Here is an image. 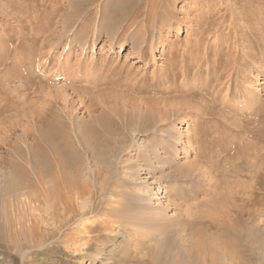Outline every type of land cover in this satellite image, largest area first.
Returning <instances> with one entry per match:
<instances>
[{"label": "rangeland", "instance_id": "rangeland-1", "mask_svg": "<svg viewBox=\"0 0 264 264\" xmlns=\"http://www.w3.org/2000/svg\"><path fill=\"white\" fill-rule=\"evenodd\" d=\"M104 1L0 0V264H264V0Z\"/></svg>", "mask_w": 264, "mask_h": 264}, {"label": "bare ground", "instance_id": "bare-ground-1", "mask_svg": "<svg viewBox=\"0 0 264 264\" xmlns=\"http://www.w3.org/2000/svg\"><path fill=\"white\" fill-rule=\"evenodd\" d=\"M111 1L112 0H105L104 1V4L107 3V5L102 7V10H103L104 13L109 11V10H111V11L114 10L115 8H117L119 6V3H121V2H114L112 4ZM112 5H113L114 8H112ZM63 166H64V164H63ZM52 172L54 173L53 174V178L51 180H49V183L44 182V180L40 178V186H41L42 189L39 191V193L37 195L34 196V199L36 201H39V199L42 198V199H44L47 202L48 207H49L48 214L50 215V217L51 216H56L55 208H56V202L58 200L60 201V203L63 204L64 209L68 212V214L74 216L76 214V208H75L76 206H75V203H74V196L79 195V194H81L84 191L85 184H83L82 182L79 183L80 185L77 184L75 182V179L70 177L69 172L65 168L54 170ZM153 191L155 192V194L158 193L157 195H155L154 198L155 199H159V198L162 197V195L159 194V192H162L164 190H163L162 187L159 186L156 189H154ZM153 204L156 205L157 203H153ZM61 213H62V211H61ZM189 215L192 216L190 218L193 219L192 221L194 222V224H204V223H206V221L203 220V215L199 214L200 215L199 216V215L191 214V213ZM189 215L187 214V216H189ZM2 217H3V215H2ZM6 217L7 216L5 215V219H6ZM27 217H29V216H27ZM27 217H26V219H28ZM31 217L32 216H30V219H31ZM33 219L35 220V222H40L42 217L40 218V217L33 216ZM21 222L23 223L22 220H21ZM208 224L210 226H212V228L213 227L215 228L217 226L216 223L213 222V221H208ZM32 225L33 224L31 223V226L29 225L27 227V232L26 233H28L31 236L33 234H36V236L39 237L40 233H38V228H37V231H36L35 228H34L35 225L34 226H32ZM224 226L227 227L228 229H231V230H236L237 229L236 227L232 226V224L230 222L224 224ZM23 229L24 228L21 227V223H20V226L17 225L16 229H12L11 231H9L8 235L10 237H13L14 235H17V237H18L20 234H22L24 232ZM199 233H200L199 231H195L194 236L196 235V238H198L199 237ZM9 236L6 235V237H9ZM3 238H4V235H2V232L0 231V239L2 240ZM158 247H159V245L156 246V249ZM147 254L150 257H153L152 261L155 263L156 260H157V257H156L157 250H155V251L153 250L152 252H147Z\"/></svg>", "mask_w": 264, "mask_h": 264}]
</instances>
